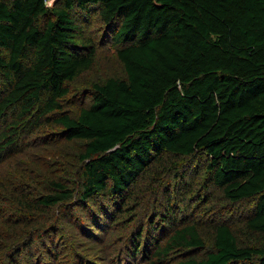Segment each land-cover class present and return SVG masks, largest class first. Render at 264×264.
<instances>
[{
    "label": "trees",
    "instance_id": "16d2710c",
    "mask_svg": "<svg viewBox=\"0 0 264 264\" xmlns=\"http://www.w3.org/2000/svg\"><path fill=\"white\" fill-rule=\"evenodd\" d=\"M92 12L112 32L126 78L94 83L73 111L68 83L93 62L81 25ZM62 140L83 141L75 182L47 176L43 156L56 155L44 151ZM30 147L32 168L0 180V264L31 260L37 241L36 260L55 264L46 240L58 229L39 215L50 220L56 208L58 221L101 236L165 155L201 157L209 184L251 202L245 226L259 240L240 244L220 223L206 251L197 221L157 213L129 235L130 254L141 264H264V0H0V173Z\"/></svg>",
    "mask_w": 264,
    "mask_h": 264
},
{
    "label": "rangeland",
    "instance_id": "374dc122",
    "mask_svg": "<svg viewBox=\"0 0 264 264\" xmlns=\"http://www.w3.org/2000/svg\"><path fill=\"white\" fill-rule=\"evenodd\" d=\"M81 25L85 39H89L88 43L94 46V55L91 67L68 83L69 95L66 104L73 111L82 104V100H84V104L89 103L90 97H86V95L94 83L102 82L107 77L126 78L123 64L116 54V46L110 42L112 32H107L98 14L92 12L91 16L86 18L85 23L81 22ZM42 133L38 132L33 135L38 137ZM33 140L38 145L40 144L37 139ZM82 145L83 141L81 140L69 142L62 140L51 144L50 149L44 152L54 153L56 158L49 160L43 156V159L48 162L50 173L47 176L58 175L60 178L65 177L68 181H77L78 174H80L77 155L82 150ZM33 156H35L33 147L26 148L22 153L14 155L9 160V166L5 172L0 173V180H9L15 172H18V169L30 170ZM175 161H178L177 163L182 166L173 169L171 164ZM202 161L201 157L196 159L189 157L182 160L165 155L166 166L161 164L153 171L154 175L149 173L140 175L132 188L133 196L128 202L129 210L120 216L114 226L108 227L106 222L105 232L101 236L85 234L82 229L80 232V226L73 228L71 224L69 226L58 221L62 217L60 208H56L50 220L39 215L45 229L52 231L54 228L51 225L58 229L56 230L58 234L53 242L50 241V238L46 240L49 247H56L55 264H75V261H79L80 257L85 264H141L142 255L136 254L133 257L128 251L129 235L141 227L143 219V223H145L149 216L150 219H153L157 213L161 215L162 219H166L164 215L172 216L177 219L176 223L197 221L202 229L206 251L214 249L212 231L213 227L220 223L231 226L240 244L256 245L259 236L245 226L252 203L244 201L234 204L228 201L221 189L207 181ZM180 170H183L184 175L178 178L177 173ZM2 194H4L3 191ZM2 207L1 205L0 208ZM73 210L75 211L76 208ZM100 222L102 223L101 219ZM165 230L166 228L163 229V231ZM156 235L161 237V234ZM145 236L146 233H144L142 241H145ZM26 240L25 232L20 233L19 236L18 234L13 235V241L9 247L22 245ZM38 251L37 241L30 247L31 260H29V256L23 255L18 260V264H43V260H36L39 256L44 257V254ZM167 264L174 263L169 260Z\"/></svg>",
    "mask_w": 264,
    "mask_h": 264
},
{
    "label": "built area",
    "instance_id": "2783aa9c",
    "mask_svg": "<svg viewBox=\"0 0 264 264\" xmlns=\"http://www.w3.org/2000/svg\"><path fill=\"white\" fill-rule=\"evenodd\" d=\"M46 1V5H48V7H51L54 4L55 0H45Z\"/></svg>",
    "mask_w": 264,
    "mask_h": 264
}]
</instances>
